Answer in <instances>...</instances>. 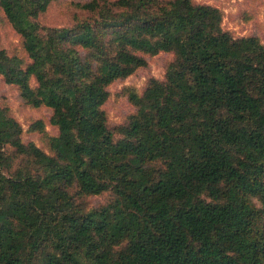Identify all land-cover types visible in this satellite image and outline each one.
<instances>
[{"label": "trees", "instance_id": "1", "mask_svg": "<svg viewBox=\"0 0 264 264\" xmlns=\"http://www.w3.org/2000/svg\"><path fill=\"white\" fill-rule=\"evenodd\" d=\"M55 1L0 0L28 56L0 49V77L59 131L31 126L47 153L0 107V264H264L260 38L194 0H89L45 27ZM161 53L165 80L127 90L136 111L110 129L109 88Z\"/></svg>", "mask_w": 264, "mask_h": 264}, {"label": "rangeland", "instance_id": "2", "mask_svg": "<svg viewBox=\"0 0 264 264\" xmlns=\"http://www.w3.org/2000/svg\"><path fill=\"white\" fill-rule=\"evenodd\" d=\"M89 0H56L39 22L50 28L71 27L76 20L85 17L77 7L79 3ZM198 4H206L219 8L224 15L223 28L235 38L256 36L264 44V0H194ZM0 49H5L11 56H19L28 61L23 48V41L6 19L0 8ZM148 66L139 69L126 80L115 82L110 88V98L104 105L110 129L115 130L128 122V117L136 111L130 102L127 90H134L142 95L152 79L164 81L169 65L174 60L173 54L161 53L147 57ZM0 107L9 108L10 115L23 127V141L33 142L43 151L50 153L47 138L39 131H30L37 121H43L48 136H56L58 128L51 124L52 111L48 108H32L25 105L17 87L8 85L0 77ZM121 138L116 134V139ZM112 199L110 193L90 197L88 204L91 208L106 205Z\"/></svg>", "mask_w": 264, "mask_h": 264}]
</instances>
